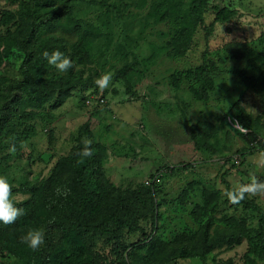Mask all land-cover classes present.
<instances>
[{"label":"trees","instance_id":"16d2710c","mask_svg":"<svg viewBox=\"0 0 264 264\" xmlns=\"http://www.w3.org/2000/svg\"><path fill=\"white\" fill-rule=\"evenodd\" d=\"M9 1L17 5V10L10 11L0 5V65L8 56L18 59L21 81L17 85L22 99L14 104L15 110L0 112V152H3L0 175H6L8 180L7 162L14 155L22 154L21 144L37 130L42 132L50 127L56 120L53 111L73 91L78 87H89L94 94H99L93 80L97 72L94 70L83 78L76 67L91 63L92 48L102 37L108 45L113 43L116 23L123 22V35L120 36L123 43L117 46L123 66L115 70L112 79L123 81L128 92L132 88L128 79L131 74L135 72L142 76L144 69L147 70L160 55L183 59L198 48L202 39L204 50L200 54V64L171 73L168 86L179 91L181 84L187 83L192 100L206 104L215 90L216 75L222 73L218 71V65L225 62V58L215 60L210 57L209 39L216 28L223 29L224 35L231 33L232 25L242 17L238 7L217 0H139L136 11L127 15L109 3L110 0ZM76 1L104 7L102 16L87 22L78 20L73 12ZM158 25H163L165 32L155 30ZM148 30H151L150 34L155 31L157 49L142 58L136 54L139 47L136 41H145ZM63 35L75 36L76 40L68 42ZM252 43L260 49L254 55L248 52V45ZM221 49L230 61H245L239 71H224L237 77L241 87L246 89L245 93L257 92L264 107V32L254 41L231 39ZM54 50L63 52L72 61L73 67L64 75L55 73V68L42 55L44 51ZM105 94L94 100L95 105L91 104V115L99 114L98 106L105 104ZM27 107L30 110L25 111ZM226 116L238 120L247 128V133L230 129ZM221 120L218 126L212 121L192 124L185 120L194 152L208 157L221 156L218 136L230 132L243 143L237 151L243 160L241 164L246 156L264 150V109L255 114L252 108L234 101ZM48 131L51 141L52 128ZM71 139L73 143L68 152L56 160L47 177H36L32 181L23 178L17 187L13 186V194L27 196L15 202L17 207L25 209L26 215L14 224L0 223V255L15 258L17 264H178L179 260L193 259L208 264L207 258L215 250L233 249L245 239L250 246L242 256L244 264H258L255 258L264 264V209L254 199L246 197L239 205H232L225 196L224 204L243 212L239 214L241 217L223 215L216 219L221 192L214 187L204 188L200 191L199 202L189 213L192 221L198 224L196 229L167 241L157 235L156 223L160 217L156 211V194L161 192L160 185L153 182L150 186L135 189L115 187L104 176L106 149L96 140L89 121L81 125ZM85 139L92 141L93 153L77 163L80 158L76 153L83 149ZM13 146L16 150L10 151ZM5 148L9 151L6 152ZM224 163L230 168L222 173L221 182L225 189H230L226 177L236 165L230 158ZM192 166L185 163L167 168L160 173V181L166 175L184 173ZM63 185L71 189L66 199L57 197L54 191ZM193 185L194 182H189L188 189L182 191L178 198L180 205H184L185 196L195 192ZM250 216L257 219L254 227L247 225ZM31 228L45 231V244L37 251L20 242V237ZM135 234L139 236L131 241L130 237Z\"/></svg>","mask_w":264,"mask_h":264},{"label":"rangeland","instance_id":"374dc122","mask_svg":"<svg viewBox=\"0 0 264 264\" xmlns=\"http://www.w3.org/2000/svg\"><path fill=\"white\" fill-rule=\"evenodd\" d=\"M221 1L238 7L242 17L233 22L231 33L226 32L224 35L223 29L216 28L215 34L209 39L208 48L212 51L210 57L215 60L222 57L225 58V62L224 65H218V71L222 73L216 75L215 90L206 104L192 100L187 92V83H182L179 91L168 86V77L171 73L181 72L200 64V54L204 50L202 39L198 48L193 49L183 59H169L160 55L147 70L141 69L142 76L135 72L131 74L128 77L132 85L130 92L127 91L123 81L115 79H112L107 89L103 92L99 91V94H94L92 88L78 87L53 111L56 120L48 127V129L52 128L51 141L48 129L42 132L37 130L35 135L23 143L22 154L14 155L7 162L9 180L12 179L9 182L12 186L17 187L19 180L23 178L32 181L36 177L39 179L47 177L56 160L68 152L69 146L73 143L72 136L77 133L81 125L89 121L96 140L103 143L106 149L104 176L115 187L135 189L142 185L150 186L153 182L160 185L161 192L156 194V211L160 220L156 223V227L159 228L157 235L163 239L170 241L181 233H189L196 229L198 224L192 221L189 213L199 202L200 191L204 188L214 187L221 192L216 219L223 215L241 217L239 215L243 212L241 209L234 211L231 206L223 203L225 186L221 182V175L230 168V165H225L224 162L230 158L236 165L226 177L231 188L239 183L248 182L253 176L264 180V166L256 162L257 153L246 156L241 164L243 160L237 151L241 149L243 143L232 132L229 135L220 133L218 136L221 156L208 157L203 153L194 152L188 128L184 125L187 119L192 124L198 121H212L218 126L225 111L234 101H240L242 105L254 109L255 114H260L264 109L257 92L245 93L246 89L241 87L237 77L224 71L225 69L239 71L245 66V61H230L221 49L223 44L231 39L254 41L264 32V0H217L218 3ZM109 3L116 5L124 15H127L128 12L136 11L139 0H110ZM0 5L10 11L17 10V5L9 0H0ZM73 7L75 17L84 22L94 20L104 10V7L79 1L74 2ZM125 19L128 20L124 17ZM121 21L114 26L113 43L108 45L102 37L92 48L91 63L84 67H76V70L81 71L83 78L95 70L97 72V76L93 75L95 81L102 73L113 74L123 66L122 57L117 51V46L123 43L120 40L122 38L120 36L123 35ZM154 28L159 32L166 30L163 25ZM147 33L149 36L145 41H136L139 46L136 54L142 58L157 49L155 31L150 34L151 30H148ZM63 37L68 42L76 40L75 36L63 35ZM259 50L255 43L248 45V52L251 55ZM18 67V59L9 56L0 65V112H6L7 109L15 110L14 104L22 99V93L17 85L21 81ZM55 73L65 74L56 69ZM247 74L250 76L252 73L250 71ZM104 93H106L105 104L98 106L100 110L98 115H91V104L95 105L94 100ZM82 105L88 107L83 108ZM28 110L29 107L25 111ZM225 121L231 125L228 116L225 117ZM37 124H39L38 120ZM262 140L264 142V135ZM2 153L0 152V156ZM185 163L193 164L192 168L175 176L166 175L161 181L160 178L158 181H153L164 172L163 170ZM189 182H194L195 192L185 196L184 205H180L178 198L183 190L188 189ZM26 198L27 196L24 195L13 194L14 202ZM247 198L254 199L264 209V196ZM256 223L257 219L254 216L247 219L248 227H254ZM138 236L139 234H135L130 240L135 241ZM249 246V243L243 239L233 249L215 250L208 256L207 263L244 264L242 256ZM255 260L258 264H262L256 258ZM0 264H17V262L15 258L1 254ZM178 264H200V262L194 259L179 260Z\"/></svg>","mask_w":264,"mask_h":264},{"label":"clouds","instance_id":"9594fccd","mask_svg":"<svg viewBox=\"0 0 264 264\" xmlns=\"http://www.w3.org/2000/svg\"><path fill=\"white\" fill-rule=\"evenodd\" d=\"M42 55L44 59L47 60L48 64L53 66L58 72L65 73L73 67L70 57L59 50H54L52 52L44 51ZM112 76L113 74L111 72L102 73L94 81L96 87L103 92L112 83ZM229 121L231 123L230 129L242 134L247 133V128L238 120H232L231 117H229ZM83 143V149L76 153L80 158L77 163L83 162L84 158L91 157L93 153L91 147L92 141L85 139ZM21 147H24L23 143ZM15 150V146L10 148V151ZM255 159L259 165L264 166V150H260L256 154ZM54 191L57 197H63L65 199L71 193V189L67 185L57 186ZM224 195L232 205H239L246 197L264 196V180L253 176L248 182L239 183L230 189H225ZM24 215H26L25 209L17 207L14 202L13 186L9 182L8 177L6 175H0V223L4 225L14 224ZM20 242L27 245L32 251H37L45 244V231L43 228H31L20 237Z\"/></svg>","mask_w":264,"mask_h":264},{"label":"built area","instance_id":"2783aa9c","mask_svg":"<svg viewBox=\"0 0 264 264\" xmlns=\"http://www.w3.org/2000/svg\"><path fill=\"white\" fill-rule=\"evenodd\" d=\"M160 178V174L158 175V177L156 179H154L153 181H158Z\"/></svg>","mask_w":264,"mask_h":264}]
</instances>
